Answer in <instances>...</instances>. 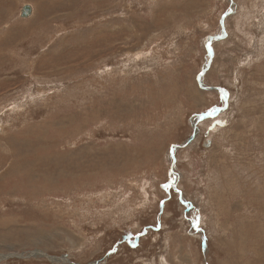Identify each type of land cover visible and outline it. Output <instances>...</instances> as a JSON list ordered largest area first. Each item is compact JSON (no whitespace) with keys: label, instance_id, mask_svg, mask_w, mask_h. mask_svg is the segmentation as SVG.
I'll list each match as a JSON object with an SVG mask.
<instances>
[{"label":"rangeland","instance_id":"obj_1","mask_svg":"<svg viewBox=\"0 0 264 264\" xmlns=\"http://www.w3.org/2000/svg\"><path fill=\"white\" fill-rule=\"evenodd\" d=\"M0 261L264 264V0H0Z\"/></svg>","mask_w":264,"mask_h":264},{"label":"water","instance_id":"obj_2","mask_svg":"<svg viewBox=\"0 0 264 264\" xmlns=\"http://www.w3.org/2000/svg\"><path fill=\"white\" fill-rule=\"evenodd\" d=\"M32 14V7L29 6V5H24L21 9H20V13H19V17L21 19H26L28 17H30ZM222 21H221V28H222V32L221 34L219 35H214L213 37H209L206 41V44H205V47H206V50H207V54H208V59L206 60V64L205 66L202 68L201 70V73L198 77V85L202 88V89H205V90H214V91H220L219 88H214V87H208L206 85L203 84L202 82V77L204 75V73L206 72V70L208 69L209 67V64L211 62V59H212V50H211V44L212 42L214 41H218V40H221L223 39L226 34H225V30H224V17L221 18ZM219 110H222V109H219V108H215L213 107L212 109H210L209 111H207V113H204V114H201L199 116H197L196 118V122H199L209 116H213L215 115V113ZM193 128H194V134L197 133V127L195 125H193ZM190 139H188L187 141H185L183 144L181 145H177V146H172L171 147V151H170V157H171V167H170V170L172 171L173 175H177L175 174V172L173 171L174 170V164H175V157H174V153L177 149H180V148H183L185 147L188 143H189ZM175 185H173V188L175 189Z\"/></svg>","mask_w":264,"mask_h":264},{"label":"bare ground","instance_id":"obj_3","mask_svg":"<svg viewBox=\"0 0 264 264\" xmlns=\"http://www.w3.org/2000/svg\"><path fill=\"white\" fill-rule=\"evenodd\" d=\"M212 150H213V149H212ZM212 150H211V152H213ZM209 152H210V151H209ZM211 152H210V153H211ZM212 156H213V155H212ZM221 162H222V161H221ZM213 194H214V193H213ZM219 211H221V210H219ZM220 214H221V213H220ZM220 214H219V215H220ZM185 241H186V240H185ZM186 242H187V241H186ZM26 255H27V254H26ZM28 255H29V254H28ZM38 255H40V256H45L43 253H39ZM30 256H37V255H32V254H31ZM1 257H2V256H1ZM48 258H51V257H48ZM2 260H3V259H1V261H2ZM48 260H49V259H48ZM1 261H0V262H1ZM59 262H62V260H59ZM59 262H57V263H59ZM65 262H66V261H63V263H65Z\"/></svg>","mask_w":264,"mask_h":264},{"label":"crops","instance_id":"obj_4","mask_svg":"<svg viewBox=\"0 0 264 264\" xmlns=\"http://www.w3.org/2000/svg\"><path fill=\"white\" fill-rule=\"evenodd\" d=\"M212 60V59H211ZM195 95H197V96H200V97H202V95H200L198 92H196L195 91ZM208 95V94H207ZM207 97H209V95L207 96ZM222 111V110H221ZM218 115V113H216L215 115H213L212 117H216ZM203 123H199V125H202ZM197 131H198V128H197ZM197 134H198V132L195 134V137L197 136Z\"/></svg>","mask_w":264,"mask_h":264},{"label":"snow or ice","instance_id":"obj_5","mask_svg":"<svg viewBox=\"0 0 264 264\" xmlns=\"http://www.w3.org/2000/svg\"><path fill=\"white\" fill-rule=\"evenodd\" d=\"M162 187L167 189L168 187H170V185L169 184H165V185H162ZM198 226H199V222L197 220L196 222H194V227H198Z\"/></svg>","mask_w":264,"mask_h":264},{"label":"flooded vegetation","instance_id":"obj_6","mask_svg":"<svg viewBox=\"0 0 264 264\" xmlns=\"http://www.w3.org/2000/svg\"><path fill=\"white\" fill-rule=\"evenodd\" d=\"M191 227H193V225H191Z\"/></svg>","mask_w":264,"mask_h":264}]
</instances>
